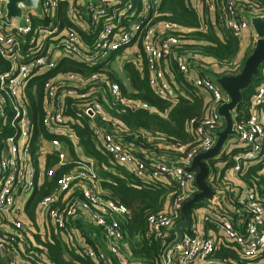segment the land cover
<instances>
[{
  "label": "built area",
  "instance_id": "2783aa9c",
  "mask_svg": "<svg viewBox=\"0 0 264 264\" xmlns=\"http://www.w3.org/2000/svg\"><path fill=\"white\" fill-rule=\"evenodd\" d=\"M161 2L39 0L38 9L25 10L20 22L6 19L0 0V253H11L6 264H24L12 257L20 236L28 230L20 217L21 205L45 174L51 177L56 168L71 161L67 160L68 148L76 152L73 125L80 120L89 124L94 146L102 148L110 165L125 167L145 185L155 186L163 180L175 188L162 210L146 218L142 237L159 247L151 263H264V200L245 185L239 186L240 182L233 183L232 193L225 188L214 161L219 154L206 161V182L215 201L199 202L190 213V226L170 247L176 238L174 225L182 220V206L198 191L195 171L188 168L196 155L213 147L218 132L224 129L225 121L217 110L228 98L202 71L203 63L213 61L182 44L181 32H191L190 28L160 18ZM263 2L187 0L197 18V31L209 27L219 37L228 34L239 42L246 39V32L254 34L249 17L264 14ZM61 13L68 25H62ZM115 58L122 61L121 65L131 61L138 68L144 66L151 91L167 101L175 102L181 97L180 90L188 89L180 85V90L176 88L166 72L181 74L187 86L210 94L207 115L191 120L197 122L191 146L177 145L167 150L174 158H168L164 151L157 158V153H135L119 137L122 128L105 111L104 103L130 110H149L151 105L122 96L119 84L110 76ZM65 61L95 71L53 73ZM242 66L238 58L224 68L237 74ZM259 77L254 91L232 112L235 133L221 150L231 162L228 175L239 180L249 165L264 160V62ZM36 104L45 135L36 128ZM46 139L51 144L46 155L57 160L55 168L47 172L41 167L42 141ZM233 150L238 152L233 154ZM73 162L75 170L58 177L51 194L38 203V233L47 236L52 227L61 238L75 243V252L97 264H141L136 263L124 240L122 224L129 210L96 187L97 177L90 164L78 155ZM75 182L80 196L70 201L61 198L64 194L71 197ZM79 219L85 225L83 229L77 224ZM221 244L232 248L237 258L216 256ZM42 257L37 259L44 262Z\"/></svg>",
  "mask_w": 264,
  "mask_h": 264
},
{
  "label": "trees",
  "instance_id": "16d2710c",
  "mask_svg": "<svg viewBox=\"0 0 264 264\" xmlns=\"http://www.w3.org/2000/svg\"><path fill=\"white\" fill-rule=\"evenodd\" d=\"M159 12L161 19L170 20L190 28L191 32H181V42L189 50H198L202 56L208 60H212L219 66V69L209 72H212V77H220L229 73L234 74L226 72L227 70L224 67L238 59L240 43L236 38L228 34H223L221 38L209 27L204 31H197V18L189 7L187 0H162ZM59 17L61 22H63L62 25L69 24L63 13ZM247 55L248 53L240 61L241 65L244 64ZM122 65V72H124L127 80V87L110 74L119 84L122 96L127 99L146 101L151 105V108L149 110H130L122 105L112 104L109 101L106 104L104 103L105 111L122 128L119 137L146 155L161 153L166 149L171 150L177 145L191 146L190 144L196 138L194 127L197 123H192L191 120L197 121L207 115L206 102L197 94V91H194V88L191 86H187L183 82L182 75L176 73V80L188 89L189 95L178 97L175 102L167 101L156 96L151 91L148 85V72L144 66L138 68L131 61L124 62ZM66 71L88 74L95 71V68L65 61L53 73ZM260 73L261 66L258 75L253 78L250 86L242 93V102H245L254 91V87L260 78ZM46 77H42V81ZM40 90L41 87L38 85L37 94H40ZM39 117V104H36L35 119L38 122L36 128L44 134L43 128L41 129L39 125ZM262 120L264 124V112ZM73 130L76 133L78 146L82 148L84 155L89 158L95 157L98 162H104V154L99 153L96 150L97 148L94 147L91 139V129L86 120H80V122L73 125ZM237 152L238 150H233L231 153L235 154ZM48 157L45 165L46 172L57 163L55 158ZM68 158H70V162L59 167L51 177L45 174L42 185L34 190L23 210L28 218L33 219L38 203L42 198L51 194L56 179L75 170L76 164L73 160L77 158V154L71 147L70 149L68 148ZM215 159L216 164L218 160L223 163L222 170L219 172V179H222L224 170H227L231 166V162L222 151L219 153V157H215ZM104 174L105 178L98 181L101 191H104L114 200L124 205L130 212L128 219L123 221L122 227L125 236L124 240L132 257L137 261L136 263L153 264L150 260L154 258L153 255L155 253H158L159 247L157 244L142 237L146 218L162 210L167 198L175 193V188L168 186V183L163 180L159 181L155 186L145 185L141 180L129 174L126 169L120 167L115 168V173L113 174ZM240 181L264 200V160L249 165L241 175ZM79 196V190L75 189L71 197H67L64 194L61 198L64 197L70 201ZM200 201L191 205L190 213L194 208L199 206ZM77 224L81 226L80 223ZM48 232L47 238H40L38 235H34L35 246L29 248L28 251L27 260L29 263L37 264L34 262V258L36 259L40 255L44 257H42L44 262H48L49 264H97L93 260L83 257L79 252L74 253L76 248L74 242L69 241L73 246H69V244L63 245L61 240L57 238L55 229L52 227L49 228ZM216 256L221 258H237L235 251L226 244L219 245ZM0 264H4V262L0 260Z\"/></svg>",
  "mask_w": 264,
  "mask_h": 264
},
{
  "label": "water",
  "instance_id": "95a60500",
  "mask_svg": "<svg viewBox=\"0 0 264 264\" xmlns=\"http://www.w3.org/2000/svg\"><path fill=\"white\" fill-rule=\"evenodd\" d=\"M39 0H1L6 19H18L22 22L23 13L27 9L37 10ZM85 3L87 0H83ZM253 33L254 46L246 57L239 73L234 75H223L215 77L214 82L223 90L228 101L218 107V114L224 119V129L217 134V139L213 147L205 153L196 155L192 165L188 168L195 171V185L198 191L189 197L182 206V220L174 225L175 240L170 247L175 245L180 239L181 233L190 226V207L199 200L215 201L212 189L206 182L208 166L206 161L217 156L229 138L234 135L232 129V112L237 108L242 99V93L250 86L259 73V68L264 62V14L249 17ZM90 114V113H88Z\"/></svg>",
  "mask_w": 264,
  "mask_h": 264
},
{
  "label": "crops",
  "instance_id": "0c3cea01",
  "mask_svg": "<svg viewBox=\"0 0 264 264\" xmlns=\"http://www.w3.org/2000/svg\"><path fill=\"white\" fill-rule=\"evenodd\" d=\"M245 37H246V39H244L243 41L239 42L240 43V52H239L238 58L240 59V61H242L243 58H244V56L247 53L249 54L250 51H251V49L248 48L249 47V44H250L249 43V40L247 39L248 32L245 33ZM207 63H209L210 65H208ZM214 69H219V66L215 62H209L208 61V62L202 64V71H204V74H206V73L208 75L210 74L209 76L211 78H213V80H214V77H212V72L211 73H209V72L210 71H213ZM166 76L168 77V81L170 83H172L176 88H178L180 90L179 85L182 87V84L179 83L176 80V73L174 71L173 72H166ZM194 91H197V94L205 102H208L210 100V94L207 93V92H205L204 90H196V89H194ZM180 92H181V94H179L178 96L184 97V96L189 95V92L188 91H182V90H180ZM73 133H74V139L76 141V153H77V155L80 158H82L83 160H85L86 163H88V164H90L92 166V168H93V170H94V172L96 174V177H97V181H96L95 185H96V187L98 189H100L98 181H99V179H104L105 178V174L104 173H106V170L107 169H111L112 170V174L115 173V168H117V167L126 169L125 167L110 165L109 162H108V159H107L106 155L103 153L101 147H98L96 150L99 153L104 154V157H105L104 162H101V161L98 162L95 157L94 158L93 157H90V158L89 157H86L84 155L83 151H82V148H80L78 146V141H77L76 133L75 132H73ZM49 147H51L50 141L48 139L43 140L42 141V158H41L42 171L43 170L46 171L45 165H46V160L49 158L48 156H51L52 158H55L53 155H49V154L46 155L47 148H49ZM131 147H133L135 153H137V154H141L142 153V154L146 155L144 152H140L138 149L134 148V146L131 145ZM161 154H162V152L161 153H157V156L156 157L159 158L161 156ZM164 154L167 155L168 158H174L175 157L174 155L168 154L167 153V149L164 150ZM67 160L70 161V158H68V154H67ZM222 164L223 163H217L216 164V169H217L218 172H220L222 170ZM55 166H56V164L52 168H55ZM57 169L58 168H56L55 171ZM222 175H223V180H224V183H225V188L230 193H232L233 191H235L234 186H233V183L237 184V183L240 182L238 185L239 186H244L242 184V181H240L239 179H237V178H231L228 175V170H224V172H223ZM43 180H44V178H43ZM41 182L43 183V181L40 180L39 184ZM42 183L39 185V187L42 185ZM72 189H73V191L75 189L79 190L78 184L75 183L73 185V188ZM25 207L26 206H24V209H25ZM36 212H37V208L34 211L33 219L28 218L26 216V214L24 213V211H21V215H20L21 220L24 222V224H26L28 230L26 231L25 235L20 236V238H19L20 240L18 242V245H16V250H14V253L12 254V257L13 258H17V260L23 261L24 264H31V263H29V261L27 260V258H28L29 248L35 246V242H34V237L35 236L34 235H38L40 238H47V236H48L47 235V236L42 237V234H39L38 233L40 223H39V221H38V219L36 217ZM78 221H79V223L81 225V228L83 229V227H85V225L83 224L82 219H79ZM55 233L57 234V238H59L61 240V242L63 243V245L64 244H66V245L69 244V242L66 239L61 238V236L59 235V233L57 231H55ZM54 239H55V237H54ZM74 253H75V251H74ZM10 255H11V253H7V254L0 253V260H1V262H4V264H6L5 261H7L8 259L11 258ZM66 255H68V254H66ZM68 258H69V256H68ZM34 262L37 263V264H42V259L41 260H38L37 257H36V259L34 258ZM43 264H49V263L48 262H43Z\"/></svg>",
  "mask_w": 264,
  "mask_h": 264
},
{
  "label": "rangeland",
  "instance_id": "374dc122",
  "mask_svg": "<svg viewBox=\"0 0 264 264\" xmlns=\"http://www.w3.org/2000/svg\"><path fill=\"white\" fill-rule=\"evenodd\" d=\"M250 36V37H249ZM252 38L254 39V34L252 33H248V40H249V47L251 49L252 45H253V40ZM255 41V40H254ZM122 61H116V58L114 59V64L112 67H110V74L113 75L115 77V79H118L120 80L125 87H127V80L125 78V75H124V72H122V66L120 63ZM124 63V62H123ZM210 75V74H209ZM231 136H229V141L232 139ZM30 194L27 196V198L25 199V202L26 200L29 198ZM25 202L21 205V211L24 210V206H25Z\"/></svg>",
  "mask_w": 264,
  "mask_h": 264
}]
</instances>
